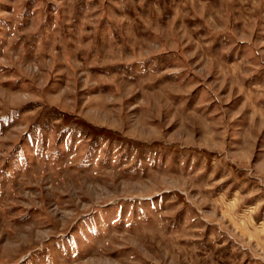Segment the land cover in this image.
<instances>
[{
    "label": "rangeland",
    "instance_id": "374dc122",
    "mask_svg": "<svg viewBox=\"0 0 264 264\" xmlns=\"http://www.w3.org/2000/svg\"><path fill=\"white\" fill-rule=\"evenodd\" d=\"M0 264H264V0H0Z\"/></svg>",
    "mask_w": 264,
    "mask_h": 264
}]
</instances>
